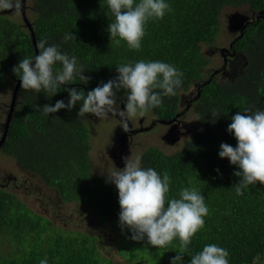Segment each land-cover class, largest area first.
I'll return each instance as SVG.
<instances>
[{"label": "trees", "instance_id": "trees-1", "mask_svg": "<svg viewBox=\"0 0 264 264\" xmlns=\"http://www.w3.org/2000/svg\"><path fill=\"white\" fill-rule=\"evenodd\" d=\"M32 1L36 43L47 39L48 46L59 45L62 52L77 58L90 80L88 84L76 79L61 85L54 96L21 88L2 152L47 188L57 191L62 202L78 204L108 226L115 233L122 258L130 264H171L180 251L179 238L158 248L147 238L132 240L130 229L120 227L118 189L94 174L86 116L78 117L80 103L71 111L61 109L49 116L37 111L36 105L42 109L45 104L54 106L58 100L67 104L66 88L83 89L87 94L102 82L115 79L121 64L161 61L183 73L182 86L148 112L161 122H172L178 118L180 93L203 81L210 64L203 55V46L216 41L222 10L248 4L264 12V0H166L172 10L162 19L146 22L139 50L129 48L123 40L119 45L111 43L107 0ZM69 33L76 39L65 43L64 36ZM230 51L245 57L243 70L228 81L212 77L201 83L195 104V136L175 154L150 148L140 161L142 167L154 168L161 177L165 172L169 174L166 202L168 198H179V191L185 187H195L205 197L208 215L184 253L183 264H189L191 256L207 244L226 249L229 264H255L264 259V184H252L243 195H237L234 186L241 178L234 172L239 168L219 156L222 143L237 146L234 133L228 132L232 116L246 108L264 111V16L249 24ZM35 54L28 28L0 15V95L20 80L13 68ZM55 67L59 68V63ZM126 98V90L117 93V101L124 103ZM3 133L0 124V141ZM98 242L96 236L56 226L15 195L0 189V247L8 250L0 251V264H40L45 258L47 264H113L104 257Z\"/></svg>", "mask_w": 264, "mask_h": 264}, {"label": "clouds", "instance_id": "clouds-1", "mask_svg": "<svg viewBox=\"0 0 264 264\" xmlns=\"http://www.w3.org/2000/svg\"><path fill=\"white\" fill-rule=\"evenodd\" d=\"M110 23L107 31L111 43L119 45L126 41L131 49L139 50L145 35V24L150 19H162L171 6L166 0H107ZM21 0H0V10L19 12ZM76 39L73 33L64 36V42ZM38 54L23 58L13 72L20 78L23 90L44 92L50 96L57 93L61 85L79 79L88 84L90 77L78 64L75 56L61 51L59 45L48 46L47 39L37 42ZM59 63L60 67L55 66ZM119 75L85 94L83 89L66 88L69 100L56 101L55 105L45 104L36 110L49 116L61 109L71 111L79 102V118L92 114L99 119L118 115L125 132L129 131V120L144 116L151 108L158 107L163 97L174 96L182 86L183 73L174 66L161 61L140 60L135 63L121 64L116 68ZM126 90L123 109L118 107L117 93ZM160 89L162 91H155ZM218 113H214L216 115ZM27 119V116L25 117ZM228 132L234 133L237 146L222 143L221 158H228L239 171L234 175L240 181L234 186L237 195L244 189L259 182L264 184V111L250 108L237 112L231 118ZM125 167L109 168L107 182L115 184L119 193V223L122 229H130L131 239L147 242L153 247L163 248L176 238L180 241V251L171 264H183L184 253L195 234L203 228L204 217L208 215L205 197L195 187H185L179 191V198H168L170 176L163 177L151 167L141 166L140 159L132 156L123 158ZM219 171V170H217ZM229 252L216 244H207L203 250L192 255L189 264H229ZM40 264H47L42 259Z\"/></svg>", "mask_w": 264, "mask_h": 264}, {"label": "rangeland", "instance_id": "rangeland-1", "mask_svg": "<svg viewBox=\"0 0 264 264\" xmlns=\"http://www.w3.org/2000/svg\"><path fill=\"white\" fill-rule=\"evenodd\" d=\"M25 1L26 18L33 25L36 19L33 1ZM22 9L21 7L19 12H15L14 9L0 10V15H5L11 21L25 26ZM261 16H264V12L253 10L248 4L239 7L226 6L222 10L216 41L203 46V55L210 61L203 73V81H208L212 77H217L219 81H228L243 70L245 57L236 56L230 49L241 35L242 27L256 22ZM203 81L196 83L189 91L180 93L178 118L172 122H161L152 112H147L142 117L137 115L131 118L129 120L131 132H125L118 115L110 114L99 119L87 114L86 125L91 136L94 174L107 179L106 173L109 168L125 167L124 157L132 156L133 159L138 157L141 161L142 155L150 148H158L167 155L180 151L198 130L195 104L197 92ZM15 86L16 83L12 82L10 89L0 95V124L3 129ZM117 102L118 107L123 109L124 103ZM0 189L15 195L27 207L52 220L56 226L64 230L98 237L100 250L113 264H130L122 258L116 245L115 233L108 226H103L91 212L85 211L78 204L62 202L57 191L47 188L38 177L23 170L15 159L2 150ZM0 251L5 253L8 250L6 247H0ZM255 264H264V259H258Z\"/></svg>", "mask_w": 264, "mask_h": 264}, {"label": "water", "instance_id": "water-1", "mask_svg": "<svg viewBox=\"0 0 264 264\" xmlns=\"http://www.w3.org/2000/svg\"><path fill=\"white\" fill-rule=\"evenodd\" d=\"M22 5L25 7V0H23V4ZM23 16H24L25 26L31 32L32 37L34 39V46L36 48V44L37 43H36V40H35V35H34L33 31H32V25L28 22V20L26 18V13L25 12H23ZM248 27H249V24L247 26H243L242 27V30H241L242 33L245 30H247ZM237 30H239V27L237 28ZM36 54H38V49L37 48H36ZM21 88H22L21 87V80H18L17 81V84L15 86V89L13 91L12 101H11V104H10L9 113H8L7 120H6L5 127H4V133H3L2 139L0 141V150L3 148L4 144L7 141L8 132H9V129H10V126H11V123H12L13 115H14V112H15V109H16V105H17V102H18V96H19V93H20Z\"/></svg>", "mask_w": 264, "mask_h": 264}, {"label": "flooded vegetation", "instance_id": "flooded-vegetation-1", "mask_svg": "<svg viewBox=\"0 0 264 264\" xmlns=\"http://www.w3.org/2000/svg\"><path fill=\"white\" fill-rule=\"evenodd\" d=\"M22 4H23V0H22ZM22 8H23V9H22V15H23V12H25V13L27 12L26 1H25V7L22 5ZM257 21H258V20H257ZM257 21H256V22H257ZM248 24H249V23H248ZM251 24H252V23H251ZM251 24H250V25H251ZM128 132H131V125H129V131H128Z\"/></svg>", "mask_w": 264, "mask_h": 264}]
</instances>
